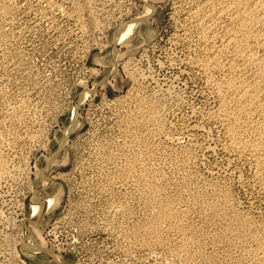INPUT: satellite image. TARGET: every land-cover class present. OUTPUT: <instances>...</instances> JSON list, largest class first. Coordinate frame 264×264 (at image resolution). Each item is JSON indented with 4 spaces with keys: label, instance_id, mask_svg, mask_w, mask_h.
<instances>
[{
    "label": "rangeland",
    "instance_id": "374dc122",
    "mask_svg": "<svg viewBox=\"0 0 264 264\" xmlns=\"http://www.w3.org/2000/svg\"><path fill=\"white\" fill-rule=\"evenodd\" d=\"M148 1L0 0V264H184L172 253L178 236L165 234L164 219L169 245L143 233L160 210L145 197L143 176L163 187L158 202H194L190 218L197 225L208 228L206 206L220 188L239 212L264 221V189L253 184L255 170L225 147L223 130L210 116L219 100L197 64L207 47L187 22L192 2ZM130 21L134 29L118 42ZM157 102L163 126L139 124ZM124 169L134 172L125 176L130 179ZM41 170L54 180L51 186H44ZM39 190L61 200L36 217ZM35 219L53 252L23 247L25 236L41 242L25 223Z\"/></svg>",
    "mask_w": 264,
    "mask_h": 264
},
{
    "label": "bare ground",
    "instance_id": "6f19581e",
    "mask_svg": "<svg viewBox=\"0 0 264 264\" xmlns=\"http://www.w3.org/2000/svg\"><path fill=\"white\" fill-rule=\"evenodd\" d=\"M146 1H148V0H146ZM173 1H175V0H173ZM190 1L192 2L191 3L192 5L188 7L189 10L187 11V15L189 17H188L187 22L190 21V23L193 24V26L196 28V30L199 33L197 36L199 38V41L202 42L205 45V47H207L206 48L207 50L205 53L206 55L204 57L200 58L197 61V64L200 68L204 69L209 74L208 79L211 81V84H212L211 86L213 87V90L217 94V97L219 100L216 109L212 112L209 111V112H211V115L210 114L209 115L211 116V118L214 121H216L218 124H220V126L222 128L221 130H223V132L222 131L221 132L224 133V136L226 137V140H227L226 144H224V145H226L225 147H227V149L231 150L233 152V154L236 155L238 158L244 157L245 159H247L249 161V163L253 167V170H255V172H254V182L255 183H253V184H255V186L257 185V186L264 189V0H190ZM148 2H150V1H148ZM53 7H54V5H53ZM151 9L154 10V7L151 6ZM175 13H176V11H175ZM175 13H174V15H175ZM138 18L136 19L137 21H138ZM175 22H177V21H175ZM135 25H136V23L134 21H130L129 23L127 22V24H124L122 26V28L120 29V32H119L118 37H117V41L120 43L125 41V39H127V37L131 34V31L134 29ZM177 108H179V107H177ZM146 111L147 112H145V114L142 116L141 119H139V120L137 119V121L140 122L139 124H141L143 126H145V125L148 126L150 124H154V123L156 124L160 121L159 118H161L160 117L161 104L159 102H157L155 104L152 103ZM76 114H77V112H76ZM23 117H26V116H23ZM76 117H77V115H76ZM162 124H164V123H162ZM152 126H154V125H152ZM139 127H141V126H139ZM154 128H156V127H154ZM160 129L161 128H159V130ZM134 130H135V128H134ZM210 130H211V128H210ZM137 134H138V131H137ZM33 135H35L34 137L36 138L37 134H33ZM134 136H135V133H134ZM132 139H133V137H132ZM138 140L140 142L141 139H138ZM4 141H6V140H4ZM141 142H143V141H141ZM148 142L149 141H146L145 143H148ZM145 143L143 145H145ZM149 143H151V142H149ZM141 146H142V144H141ZM147 148H150V147H147ZM152 148H154V146H152ZM152 148L149 149V151L153 150ZM128 151H130V150H128ZM142 151H144V150H142ZM125 154H126V152H125ZM139 154H140V152H139ZM142 154H140V155L142 156ZM134 155H136V154H134ZM145 155H146V153H145ZM137 156L140 157L139 155H137ZM134 157L132 156V158H134ZM135 158H134V160H135ZM140 159H142V158H140ZM4 160H2V162H4ZM143 161L144 160H142L141 163ZM53 162H57L56 158L52 159V163ZM130 162H131V158H130ZM137 162L138 161H136V163ZM146 162L147 161L145 160V164H146ZM185 162H187V161H185ZM141 163H140V165H141ZM0 164H1V161H0ZM3 164H5V163H3ZM132 164H134V162ZM143 164H144V162H143ZM126 165L127 164H125V166ZM130 166L131 165H129V167ZM129 167H128V169H130L132 166L130 168ZM1 168H2V166H1ZM125 169H124V177L126 175L134 174V172L128 173V171ZM143 173H146V171ZM147 173H149V172H147ZM118 174L119 173H117V175ZM122 174H123V172H122ZM151 174H150V176H151ZM40 175L43 177V179L45 181L43 183V184H45L44 185L45 187L51 186L53 184L54 180L52 179L51 176L48 175V173H46L45 170H41ZM144 175H146V174H144ZM240 175H242V174H240ZM152 176H153V174H152ZM118 177H120V176H118ZM127 177H125V178L128 179L129 177L128 178ZM242 177H243V175H242ZM157 178H159L158 175H157ZM161 179H163V178H161ZM137 180H139V179H137ZM140 180L143 183V190L145 191V193L146 194L149 193V196L147 194V196H145V197H148L149 201H151V204L152 203L153 204L158 203L159 208H160L159 212L156 213L155 216H153V218L150 220V222H147V225L144 224V226L145 225L146 226L143 229L144 230L143 233L147 234L149 236L151 235L150 237H154V239H156L157 241H163L164 239H166L165 243H167L166 245H169V243H170L169 237L170 236H171V238H173V237H172V235L169 236L168 231L169 232L175 231V234L178 236L176 238L178 243L176 245H174V246H176L175 248H173L174 246L172 247L173 248L172 253L177 258H179V259L182 258L184 264H217V263H219L218 261H224L227 263L231 262L233 264H264V221L263 222L262 221L261 222L255 221L253 217H250L249 215L244 213L242 210H241V212H239L235 208L236 202H233L230 192H228V191L221 192L222 188H220V193H218V192L214 193L215 195L217 194L216 200L214 201V203H212V201L210 200V203H211L210 207L206 206L210 210L209 214H207L208 216H206L204 213L205 218L208 219L206 221L204 220L205 222H207V225H208V228H207L206 226H203L206 223L203 225L201 224L202 226H200L199 224L197 225L194 222V220L190 218L193 214L191 206L194 205V202L191 205L186 204L187 205L186 207H185V204H183V202H182V204L184 205V207H180V206L177 207L175 204H173V202H171V200H170L171 203L169 204V203L165 202L166 199L163 203L160 200H159L160 202H158V200H157L158 196H161L163 194V191H164L163 187L160 188L158 183L155 182L152 179V177H149V176H143V177H141ZM158 182H159V180H158ZM169 182H171V181H169ZM162 184H164V183H162ZM140 185H139V188H140ZM130 190H132V189H130ZM144 191H141V192H144ZM40 192H42V191H40V190L35 191V194L33 196V207H35L36 217L37 216L39 217L44 213H48L49 211H52L59 204V202L61 200V196H59L58 194H54L53 196L46 198V197L42 196L40 194ZM130 192H132V191H130ZM143 195H144V193H143ZM167 195H169V194H167ZM201 196L202 195H200V197ZM163 197H165V196H163ZM163 197H161V198L163 199ZM193 197H196V196H193ZM200 197L198 196L199 199H200ZM204 197H208V195H206ZM213 199H214V197H213ZM146 202H148L147 199H146ZM188 202H189V200H188ZM207 203L209 204V202H207ZM147 204H149V203H147ZM189 204H190V202H189ZM116 205H118V204H116ZM179 205H181V203H179ZM196 206H197V203H196ZM202 206L203 205L201 204V207ZM204 206H205V204H204ZM155 208H157V207L155 206ZM200 209H202V208H200ZM208 209H207V211H208ZM198 210H199V208H198ZM205 210H206V208H205ZM205 210H203V212ZM155 211H157V209ZM194 211H196V210H194ZM122 213H124V212H122ZM250 214H252V213H250ZM163 219L167 223L166 224L167 225L166 226L167 233L164 230L165 228H163V226H162V228L165 231V234H167V236H169L168 237L169 239L167 238V236L165 238V235H163L164 233L162 234L163 231L161 229V220H163ZM25 223H26V225L29 226V228H30V226L33 227V229L30 228V229H32L31 232L33 234H35V236L37 238H40L41 242L36 243V241L35 242L32 241L31 236H29V237L25 236V238L23 237L24 240L21 238L22 239L21 243L23 244V247L27 248L28 250L30 248V249H32V251H36V252L39 250H46L48 252H50V251L53 252L52 249L47 248L48 246L46 243L48 241L42 235V231L39 227L40 226L39 225L40 224L39 219H37V220L35 219L32 221L26 220ZM134 228L136 229V227H134ZM106 229H107V227H106ZM141 229L142 228H140V231H141ZM133 231H131V232H133ZM33 234H32V236H33ZM137 234H136V236H137ZM120 235H121V233H120ZM139 235H140V233H139ZM176 235H175V237H176ZM144 236H146V235H144ZM141 238H142V236L140 237V239ZM143 240H145L144 242H146L148 239L146 240V238H145ZM156 240H154V241H156ZM175 242L176 241L174 240L173 243H175ZM170 248H171V246H170ZM32 251H30V253ZM31 254L37 255L34 253H31ZM18 256H19V254H18ZM55 256H57V255H55ZM57 260L59 261L60 259L57 258ZM61 260L59 262H61ZM61 264H63V263H61ZM224 264H226V263H224Z\"/></svg>",
    "mask_w": 264,
    "mask_h": 264
}]
</instances>
